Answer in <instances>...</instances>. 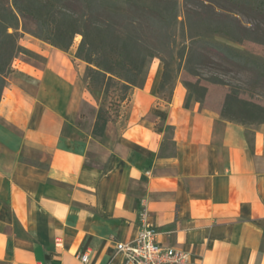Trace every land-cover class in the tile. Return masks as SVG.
Returning <instances> with one entry per match:
<instances>
[{
    "label": "crops",
    "instance_id": "1",
    "mask_svg": "<svg viewBox=\"0 0 264 264\" xmlns=\"http://www.w3.org/2000/svg\"><path fill=\"white\" fill-rule=\"evenodd\" d=\"M20 44L38 57L14 60L0 100V264H120L143 210L190 264H264V124L186 107L181 83L161 98L153 64L113 146L79 138L65 133L90 100L79 43Z\"/></svg>",
    "mask_w": 264,
    "mask_h": 264
},
{
    "label": "trees",
    "instance_id": "2",
    "mask_svg": "<svg viewBox=\"0 0 264 264\" xmlns=\"http://www.w3.org/2000/svg\"><path fill=\"white\" fill-rule=\"evenodd\" d=\"M184 3L182 15L180 0H0V100L14 60L21 54L38 57L20 44L23 33L66 52L81 36L75 58L87 64L88 89L102 97L95 132L112 121L104 107L108 99L117 113L124 109L133 91L145 87L155 59L163 64L159 94L182 70L197 77L202 68L225 63L264 74V63L216 40L264 45V0ZM183 84L186 107L193 101L203 105L207 88L199 87L197 95V85ZM242 110L262 114L264 124V106L246 102Z\"/></svg>",
    "mask_w": 264,
    "mask_h": 264
},
{
    "label": "rangeland",
    "instance_id": "3",
    "mask_svg": "<svg viewBox=\"0 0 264 264\" xmlns=\"http://www.w3.org/2000/svg\"><path fill=\"white\" fill-rule=\"evenodd\" d=\"M180 3L183 15L185 10L184 0H180ZM182 18L183 17H181L180 20H182ZM239 18L244 24H247L244 17L240 16ZM29 28L34 30L33 25H29ZM20 32L23 33L22 30ZM23 37L35 38L29 33H23ZM216 40L239 49L250 58L255 59L260 63H264V45L253 42L237 44L224 38H216ZM80 41L81 36L76 37L74 45L80 43ZM153 64L154 66L155 64H160L163 68L160 59H155L151 67ZM83 82L87 87L85 75ZM184 82L197 85V87L194 88L197 95H201L199 87L207 88L203 100V106L218 111L229 120L247 126H257L261 124L260 121L263 117L262 114L245 112L242 108L245 106L246 102L264 106V74H256L249 70L225 63L223 66L218 67H204L200 70V74L197 77H193L182 70L178 73L175 84H170L163 93H158L159 96L168 100L172 96L171 93L174 86L176 87L178 83H181L184 86ZM88 92L90 100L81 105L80 115L77 114L75 116L74 127L67 125L65 133L85 139L87 133L93 128V136L95 137V140L105 146L112 147L116 142L119 133L124 128L126 111L124 109H119V112L117 113L115 110L116 108L111 104V100L108 99L104 107L110 112L112 121L107 125L105 131L101 132L98 130L97 132L96 130L95 132V125L102 97L100 93H95V91L91 92L88 89Z\"/></svg>",
    "mask_w": 264,
    "mask_h": 264
},
{
    "label": "built area",
    "instance_id": "4",
    "mask_svg": "<svg viewBox=\"0 0 264 264\" xmlns=\"http://www.w3.org/2000/svg\"><path fill=\"white\" fill-rule=\"evenodd\" d=\"M147 218L148 213L143 210L136 238L116 244L117 254L122 257L120 264H190L189 253L164 247L158 241L157 229L148 224ZM81 261L88 263V255H83ZM107 264H113L112 259Z\"/></svg>",
    "mask_w": 264,
    "mask_h": 264
}]
</instances>
